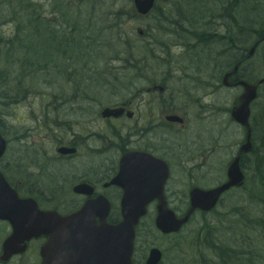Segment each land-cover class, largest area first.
Masks as SVG:
<instances>
[{
	"label": "rangeland",
	"instance_id": "rangeland-1",
	"mask_svg": "<svg viewBox=\"0 0 264 264\" xmlns=\"http://www.w3.org/2000/svg\"><path fill=\"white\" fill-rule=\"evenodd\" d=\"M55 1L56 3L52 1V4H50V0H29L34 5L33 8L38 9L39 12L41 11L44 25L50 23L49 27L52 31H55L54 23L59 25L64 19L66 20L64 23L65 25L67 24L66 41L74 38L76 32L72 35V31H76L79 26L82 27L77 37V44L80 48L77 54L81 55V57L76 59V55L73 54V60L62 64L65 68V70H62L64 74L57 76L60 64H56V59L59 56H57L58 49L54 46H42L44 50L49 52L43 59L45 62L49 61L45 66L47 68L45 71H39L40 59L38 54L35 55L37 57L34 59L33 68L35 70L32 72L22 71L24 68L21 65L29 61H24V56L20 53L25 49V42L24 45H19L16 41H13L11 44L5 43L6 45L3 46V49H13L12 52H14V55H7L5 53L8 52L4 51L5 53L0 56V72L2 75L7 69V62L13 63L16 70L14 74L17 73L18 69L20 71L18 72L20 76H18V79L21 85L18 83V87H15L16 89H14L13 85H9L6 79L4 85H0L1 130L3 129L2 136L7 141V152L0 161V170L14 183L17 178L12 170H14L15 163H17L19 151V143L16 138H19L21 130V127L18 128V123L24 116L25 127H28L31 124L30 116L37 110L46 108L45 106L52 103L54 99L60 101L59 107L62 109L73 108L83 110L84 115L74 114L72 121L77 123L78 126L81 123L85 125L82 128L81 135L83 136L84 134L85 140L88 141L86 147L92 149L96 147L95 142L98 131L102 126L99 112L106 107H112L116 104L126 102L129 99V95L135 91L144 92L149 86L147 84L148 81H160L164 78V83L171 90V93L176 92L177 88H179V77L185 78V80L193 78L195 80L193 82L200 83L201 85L206 82L202 81V74H196V71L199 69L196 60H205V58L195 60L193 57L187 55H185V58L179 57L183 53L182 48H170V55L175 61L172 62V65L160 60L162 58V55H160L162 51L155 47H150V50L153 52L149 53V55H154L156 60H159L154 63H150L148 60L145 64L146 68L142 67L144 66L143 62L135 63L133 61V56L139 58L140 54L130 53L129 57L132 59L127 60L125 53L128 51H125L123 54V50L119 48L117 43V35L125 34L127 36L125 39L129 41L128 48H133L135 45L144 47L147 44L156 43L154 38L151 39V43L147 41L139 42L137 39H134L135 36L132 31L138 26L143 27L144 25H149L151 22L148 20L128 21L125 24L126 28L124 30L119 26L121 16L115 15L116 10L129 12L131 2L128 0H123L122 2H113L112 0ZM14 7L19 8V3L14 5ZM71 8H75V14L69 12ZM254 9L253 3L248 1V28L261 31L264 28V15L259 14ZM14 18L16 26L11 22L7 23L4 27H0L2 34L5 36L4 38H7L15 31L18 11H16ZM24 24L25 21L20 25L21 29L25 27ZM59 27L61 29L60 25ZM39 33L43 36L45 32L41 30ZM43 39H45L44 36ZM156 40L163 42H168V40L170 42L175 41L171 36L166 38L156 37ZM179 52L182 53L179 55ZM193 52H190V54ZM88 60L91 61L89 62ZM87 62L90 64L89 67L87 66ZM13 65H11V69H13ZM226 71L216 63L214 70L215 83L211 84L212 82H210L212 90L210 95L207 96L208 101H210V108L208 110L202 108L203 104L201 102L200 105H195L190 111L187 127L179 133V144L188 146L190 151V154H187L189 157L188 160H194L193 162H188L185 166L180 165L183 169V174H179V179L172 180L168 184V198L177 207L178 210L175 212L178 215L179 212H184L186 209L187 186L191 183L211 186L218 182H223V171L221 175L219 170H216V164L225 161L226 158L234 155L235 152L237 153L239 144L243 142V134L242 132L240 133L242 129L234 125L230 120L227 109L235 100V95L239 92L236 89H226L221 85L222 75ZM248 73L257 80L264 78V52L261 54L260 51L258 56L249 62ZM245 75L247 76V74ZM135 77L145 78L135 79ZM197 80L202 82H198ZM11 81L13 82V80ZM186 84H188L187 87L191 88L189 90L190 92H197L190 85L191 82L183 81V86ZM1 98L4 100H1ZM17 99L20 100L19 104H15ZM253 108L251 124L249 125L251 132L255 131L257 143L254 145V148L256 149V153H258V161L260 159V163L258 161V163L255 162L256 154L251 159L244 161L245 168L242 171L245 173L246 180L243 187L235 190L232 194L226 195L222 199L219 207L215 210V213L201 218L198 214L194 215L190 223L178 236L161 237L155 232L153 234L148 225L153 220V214L150 213L143 220L140 233L138 231L137 250L141 248V252H145V249L151 246L157 247L165 256V264H177L176 261L184 258L181 254L192 252L189 246L192 245L191 241L193 238L201 237L203 243L202 250L206 252L208 248L204 245V239L202 237L206 238L209 233L207 230L198 231L201 225V228H203L204 221V223H208L209 228L213 231L210 234V238L214 240V243L229 245L234 241L239 242V240L245 239L249 242L250 251L254 255L262 252L264 244L261 245L258 230L253 229V226L247 225L246 222L249 216H252L257 211L259 212V209L252 204L251 199L254 197L252 194L253 190H256L254 187L258 186V179L256 177L264 174V85L261 88L260 97H258ZM228 121L229 123L231 121L232 125ZM25 127L23 128L25 129ZM74 130L76 131V128ZM187 140L189 141L186 142ZM30 141L32 142V138ZM51 156L53 155L51 154ZM203 156L208 158V163L205 166L210 165L209 169H211V173L203 172L199 179L191 181L187 175L190 174L192 168L199 164V159ZM84 157V153L81 152L78 159H82L83 163L94 162L93 159L90 160L89 157L83 159ZM52 164H54L52 168L54 169L56 178L58 176L63 177L66 171H68L67 165L61 161H54ZM7 168H12V170L7 171ZM53 180L56 185L57 180L54 178ZM64 188H67V183ZM50 197L51 200L46 198L43 201L37 198L35 199L39 200L42 204H49L48 201H54L53 197ZM70 199L73 198L67 197L68 201ZM180 200L182 203L179 202ZM73 201L78 202V199L74 198ZM55 202H52V204H55ZM60 204L66 207L70 205L67 202H61ZM250 205L254 207H250ZM141 252L139 251V253ZM235 261L236 263L234 264H245V259H242L241 255ZM183 262L188 263L189 261H187V258H184Z\"/></svg>",
	"mask_w": 264,
	"mask_h": 264
},
{
	"label": "flooded vegetation",
	"instance_id": "flooded-vegetation-1",
	"mask_svg": "<svg viewBox=\"0 0 264 264\" xmlns=\"http://www.w3.org/2000/svg\"><path fill=\"white\" fill-rule=\"evenodd\" d=\"M157 1L161 2L159 4L163 3V5L158 6L159 4H157L153 13L141 17V19L151 21L154 17H159L176 20L177 29L173 31L172 29L166 30L167 32L176 33L178 48L179 34L194 37L193 58L195 60L205 58V60H196L199 68L196 74L203 75L202 81H206L203 83L204 87L200 83L193 82L195 81L193 78L185 80V78L179 77V88L176 92L171 93L165 83L163 85L162 83L152 84V82H149V87L145 92L135 91L129 95L126 105L118 104V106H115L124 107L125 112L121 117L104 119L100 116L101 111L99 112L102 126L98 131L95 142L96 147L92 149L86 147L88 141L85 140L84 134L81 135L82 128L85 125L81 123L78 126L77 123L72 121L74 114L84 115L81 109H62L59 107L60 101L54 100L51 107L39 109L30 116L31 124L28 127H25L23 116L18 123V128L21 127V130L18 138L17 163L14 167L17 184L12 182V185L21 197H36L43 201L45 198L51 200L50 196H52L54 201H48L49 204H42L37 200L41 203L38 204L40 210L72 213L80 206L74 210L69 209L81 203L83 204L89 198L75 194L73 192L74 188L78 185L88 186L93 190L92 198L102 195L107 199L111 213L107 224L114 225L117 222L113 220V217L115 213L120 211L122 196L120 187L109 185L114 178L121 176V178L124 177L125 181L130 179V174L132 179L130 184L136 186L135 191H138V186H145L146 193L151 194L159 191L161 193L162 180L164 175L168 173L166 182L163 184V196L167 201V205L177 211V207L168 198V184L172 180L179 179V174H183L180 165L185 166L188 162L194 160H188L187 154H190L188 146L179 144V133L187 127L190 111L195 105H200L201 102L203 104L202 108L206 110L210 108V101H208L207 96L210 95L212 90L210 85L215 83L214 70L216 63L221 65L222 69L227 70L222 78L225 74L236 69L228 78V84L230 85L226 87L227 89H236L239 92L241 86L238 82L242 80L247 81L249 79L251 83H255L254 79L256 78L248 73L249 61L246 57L249 45L251 47L257 41L252 40V38L249 39V37L259 35V32L248 28V0H192V6L188 7L186 0ZM157 9L158 12H155ZM261 9L264 11V2L258 0L256 10L261 13ZM169 19H164L167 22L166 25L171 24ZM189 21L193 23L190 24ZM180 25L185 26V28H179ZM187 48L188 46H184L182 49ZM263 48V43L256 48V57L260 51L263 54ZM183 81L191 82L190 85L197 92H190L191 88L187 87L188 84L183 86ZM210 82L212 83L210 84ZM157 85L162 86L164 92L149 91ZM62 116L63 118H61ZM173 117L177 119H169ZM74 128H76V131ZM243 133V142L239 144L240 146L247 141V132L244 130ZM31 138L32 142L30 141ZM251 143L250 153L239 155L242 169L245 168L244 161L251 159L255 154V162L258 161V153L254 148L257 143L255 131L251 132ZM61 147L72 149L73 152L58 155L57 150ZM239 148L237 153L235 152L225 161L216 164V170H219V173L223 171V182L226 180L227 171L232 160L238 155ZM81 152L85 156L83 159L89 157L94 162L83 163L82 159L79 160L78 156ZM109 154L111 156H105ZM54 161H61L67 165L68 171L63 177H55L56 174L52 168L54 164L51 165ZM207 163L208 158L203 156L199 159V164L191 169L187 177L193 181L199 179L203 172L211 173L210 165L205 166ZM8 169L12 170V168ZM53 178L57 180L56 185L54 180L52 181ZM145 179H153L155 182L145 183ZM223 182L211 186L191 183L187 186V194L194 186L207 190L216 188ZM63 183L65 184L63 185ZM66 183L67 188L65 189ZM67 195L77 198L78 202H74L72 199V204L68 207L62 204H52L56 200V202L61 201ZM179 202L182 203L181 200ZM157 206L158 201L153 200L147 207L148 213L155 214ZM93 225L99 227L103 224L96 220ZM11 234V226L0 221V264H42L40 250L47 241L45 237L31 238L23 245L18 246L19 250L22 248L21 252L8 257L3 253V244ZM135 242L137 243L136 240ZM136 243L134 244L132 263L146 264L149 251L156 247L151 246L145 249V252H141V248L136 249ZM78 247L77 245L73 246V250H78ZM99 248L102 251L94 253L96 255H85L81 259V252L68 264H110L109 254L105 255L103 248ZM96 250L98 252V248ZM161 254L162 259L159 264H165V256L162 251ZM181 255L187 258L189 262L184 263V258H181L176 261L177 264H231L224 258V256L230 258L228 255H224L221 259L216 258L215 254L183 253ZM258 260L260 262L263 258L259 257Z\"/></svg>",
	"mask_w": 264,
	"mask_h": 264
},
{
	"label": "water",
	"instance_id": "water-1",
	"mask_svg": "<svg viewBox=\"0 0 264 264\" xmlns=\"http://www.w3.org/2000/svg\"><path fill=\"white\" fill-rule=\"evenodd\" d=\"M153 0H136L135 6L139 13L146 14L152 7ZM264 37V36H263ZM254 49L249 51L250 57ZM224 84L227 76L224 77ZM244 89L239 98V104L232 111V117L235 121L245 126L248 130L247 144L242 148L245 152L249 150V105L256 97L255 85L241 82ZM121 109L102 112V117H118L121 115ZM5 151V142L0 135V158ZM73 150L59 149L58 153L63 155L72 153ZM243 176L239 169V157L231 164L228 171V182L217 189L202 191L194 189L190 193V208L185 216L176 219L175 215L168 211L164 202L158 206V213L155 225L163 234L178 232L181 227L187 223L191 214L195 210L208 212L214 208L220 195L234 186H240ZM77 193H88L83 187L75 189ZM90 193V192H89ZM153 195L135 196L124 194L121 202L122 221L117 226L102 225L98 228L90 225V221L99 217L101 221H106L109 208L107 202L102 198L95 201H88L84 206L72 215L62 217L55 212H42L32 199H19L17 194L11 190L2 174L0 173V219L7 220L13 226L14 234L4 245V252L12 254L22 239L44 235L49 237L47 243L42 248L43 264H50L53 260L64 263V260L71 256L70 247L78 245V250H73L70 260L76 258L75 255L82 252V258L85 255H96V248H103L105 255L109 254V261L115 264H132L131 254L133 249L134 228L139 219L146 213V205L152 199ZM104 201V203L102 202ZM72 240L70 241V238ZM63 238V239H60ZM63 246L62 253L55 250L56 247ZM82 247V248H81ZM114 256V258H113ZM106 260V259H105ZM160 260V252L156 249L151 250L146 264H157Z\"/></svg>",
	"mask_w": 264,
	"mask_h": 264
},
{
	"label": "trees",
	"instance_id": "trees-1",
	"mask_svg": "<svg viewBox=\"0 0 264 264\" xmlns=\"http://www.w3.org/2000/svg\"><path fill=\"white\" fill-rule=\"evenodd\" d=\"M52 1H54V3H56L55 0H50V4H52ZM113 2L116 1H120V0H112ZM249 1V0H248ZM256 1V5H257V1L258 0H253ZM262 2H264V0H262ZM0 27L6 23H14L16 26V22H15V18L14 15L16 13V11H18V19H17V27H16V34L13 35V37L8 36L7 38H4V35L2 33H0V36L2 37L0 40V56L3 55V53H5L4 51H7L8 53H5L7 55H14L13 49H3V46L6 44H11L13 41H16L17 44L19 45H24L25 42V49L23 52H20L24 57L23 60H29L28 63H24V65H21L22 71H29L32 72L33 70H35L34 67V59L36 54L39 55V59H40V65H39V71H45L47 70V68L45 67L46 64L49 62H45L44 56L48 55V51L44 50L42 48V46H54L58 49V53L57 56H59L56 60V64L59 63V71H57V76H61L64 73L62 72V70H65V68L63 67L64 65H62L64 62L67 61H71L74 58H72V55H76V59L80 58L81 55L77 54V51L80 49L79 45L77 44V37L79 36V32L81 31L82 27L79 26V28L76 29V31H72V35L74 34V38L66 41V35H67V24L65 25L64 23L66 22V20L64 19L62 22H60V27H56V23H55V31L51 30L49 25H44V23L42 22V13L41 11L39 12L38 9L33 8L34 5H32L29 0H1L0 1ZM17 3H19V8H15L14 5H17ZM53 7V6H52ZM114 9H116L114 7ZM117 12L115 13L116 16H121V20L119 22V26H121L123 29L125 28L124 26V22L129 18L130 15V11H126V12H121V10H116ZM69 12L71 13H76L75 8H71V10H69ZM40 16V18H39ZM39 18V19H38ZM25 21L24 24V28H20V25H22V23ZM190 24H192L193 22L189 21ZM167 22L165 20H161L158 19L155 27L156 32H155V37H162L165 38L167 36L170 35L169 32H166L165 30V26H166ZM175 28V26H173ZM57 28V29H56ZM29 29V30H28ZM45 32L43 34V36L45 37V39H43V36H41V34L39 33L40 31ZM177 35H173L171 37H174ZM123 37V34H119L117 35L118 38V46L121 50H123L125 52V50L123 49L124 45H122V41L121 38ZM6 39V40H5ZM194 39V37L192 36H187V35H183L181 38V41H192ZM5 41V42H4ZM6 43V44H5ZM157 44L159 47H163L162 43L160 41H157ZM41 46V47H40ZM31 48V49H28ZM37 48L39 49L37 51ZM136 52L133 51L132 49L130 51H128L127 53H125V55H127L128 59H132L130 56V53L134 52L136 54H140L143 55L144 60L146 61L148 59L149 53H152L151 51H146V49L144 47H136ZM37 51V52H36ZM45 51V53H44ZM68 56V57H66ZM146 56V57H145ZM60 57H62L60 59ZM29 58V59H27ZM133 61L135 63H137L140 59L136 58L133 56ZM22 60V61H23ZM151 60H153V62H155L156 58L153 57L151 58ZM89 62L91 60H88ZM11 65H13L12 62H7V69L5 70V72L2 73L0 72V85H4L5 83V79L7 80V83L9 85H13L14 89H16L15 87H18V83H19V79H18V71L16 74H14V71L16 72L14 65H13V69H11ZM89 63L87 62V66L89 67ZM15 75V76H14ZM20 77V76H19ZM13 80V82L11 81ZM21 85V82L19 83ZM264 111V110H263ZM260 161V159H259ZM258 161V162H259ZM257 162V163H258ZM260 163V162H259ZM256 179H258V186H255L253 190V198L251 199L252 204L259 209V212H255L252 216H249V218L247 219L246 224L247 225H251L253 226V229H257L258 230V234L261 232H264V174H260L258 175V177H256ZM255 179V180H256ZM254 183V182H253ZM249 185L251 186V183L249 182ZM252 205H250V207H254ZM248 207V206H247ZM240 209H244V208H240ZM205 225L203 226V228L200 229L201 231L207 230V232L209 233L208 236L202 237V239H204V245H206V247L208 248V250L213 251V252H222V253H226V255H228L230 258H228L227 256H224V258L231 262V264L236 263V259H238V256L241 255L242 259H245V263L246 264H254V256L252 251H250V244L249 242H247L245 239H241L239 240V242L234 241L233 245L231 247H228L229 249H227L225 246H223L221 243H217V242H213L214 240L211 239V233L213 231H211V228H209L208 223H204ZM197 235V234H196ZM210 235V236H209ZM201 238V237H199ZM208 240V242H207ZM249 244V245H248ZM202 246L203 243L198 239V238H193L192 240V245L190 246L191 249H197L200 251L202 250ZM245 255V256H244Z\"/></svg>",
	"mask_w": 264,
	"mask_h": 264
},
{
	"label": "bare ground",
	"instance_id": "bare-ground-1",
	"mask_svg": "<svg viewBox=\"0 0 264 264\" xmlns=\"http://www.w3.org/2000/svg\"><path fill=\"white\" fill-rule=\"evenodd\" d=\"M0 33H2L1 32V30H0ZM5 37V36H4ZM1 36H0V40H1ZM253 53H255V49H254V51H253ZM247 59H248V61L250 60H252V58H250L248 55H247V57H246ZM247 68V67H246ZM236 70V69H235ZM233 73H234V71H233ZM230 75L231 74H227L226 76H227V80H226V82H228V78L230 77ZM224 81V80H223ZM242 81H244V80H242ZM198 187L197 186H194L193 188H192V190H194V189H197ZM224 229V228H223ZM223 245V244H222ZM233 245V242L231 243V244H229V245H223V246H225L227 249H229L228 247H231ZM215 255H216V258H218V259H221V258H223V256L224 255H226V253H222V252H216L215 253Z\"/></svg>",
	"mask_w": 264,
	"mask_h": 264
}]
</instances>
